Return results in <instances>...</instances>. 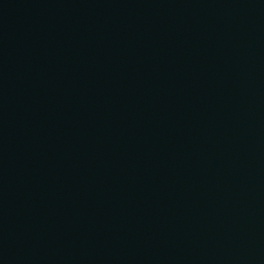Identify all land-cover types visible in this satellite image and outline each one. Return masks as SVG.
<instances>
[{
    "label": "water",
    "instance_id": "water-1",
    "mask_svg": "<svg viewBox=\"0 0 264 264\" xmlns=\"http://www.w3.org/2000/svg\"><path fill=\"white\" fill-rule=\"evenodd\" d=\"M0 214L15 264H264V0H0Z\"/></svg>",
    "mask_w": 264,
    "mask_h": 264
}]
</instances>
